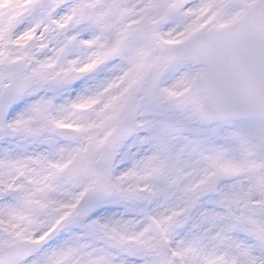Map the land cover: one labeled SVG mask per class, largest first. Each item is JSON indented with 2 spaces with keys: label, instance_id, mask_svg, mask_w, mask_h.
<instances>
[{
  "label": "rangeland",
  "instance_id": "obj_1",
  "mask_svg": "<svg viewBox=\"0 0 264 264\" xmlns=\"http://www.w3.org/2000/svg\"><path fill=\"white\" fill-rule=\"evenodd\" d=\"M256 1L0 0V69L25 61L29 78L0 134V253L43 241L16 264H264V119L200 121V99L172 108L198 63L144 85L165 46L231 25ZM128 110L114 195L81 214L92 163Z\"/></svg>",
  "mask_w": 264,
  "mask_h": 264
},
{
  "label": "water",
  "instance_id": "obj_2",
  "mask_svg": "<svg viewBox=\"0 0 264 264\" xmlns=\"http://www.w3.org/2000/svg\"><path fill=\"white\" fill-rule=\"evenodd\" d=\"M233 29H235V33H220L219 35L214 36L215 41H209V43L201 45V48H208L209 53H211V51L217 52L213 55L206 80L215 78L219 82L211 83V86L207 88V92L210 95V101L212 102L213 100L216 102V97H218L220 90L227 91V93L232 90H238L240 92L239 95H235L233 92L231 93V96L233 98H238V96H240V100H245V104L248 105L251 100H258L257 83L251 79L252 67H248L247 59H241V61L234 62V59L232 60L229 57V54L234 48H243L245 52L247 51V48H264V0H261L254 10ZM187 48H190V50H192V48H197V43L195 42ZM219 48H222L221 52ZM228 49L232 50L227 52ZM226 55H228L227 65L230 64L227 68L229 71L226 72V77L230 78L232 77V74V80L224 79V73L213 76V72L215 71L214 66L219 63L222 64L224 60L223 56ZM236 60L237 59H235V61ZM161 65L162 64L160 63L159 66L161 67ZM151 80H155V72L152 73ZM238 80L242 82L240 86L235 85V82ZM103 186H105V180L99 178V188Z\"/></svg>",
  "mask_w": 264,
  "mask_h": 264
},
{
  "label": "bare ground",
  "instance_id": "obj_3",
  "mask_svg": "<svg viewBox=\"0 0 264 264\" xmlns=\"http://www.w3.org/2000/svg\"><path fill=\"white\" fill-rule=\"evenodd\" d=\"M68 24H69L70 27L75 28V27L71 26L70 23H68ZM74 42H75V40L71 41L70 44H72ZM83 56H85V55H83ZM78 74H80V72Z\"/></svg>",
  "mask_w": 264,
  "mask_h": 264
}]
</instances>
